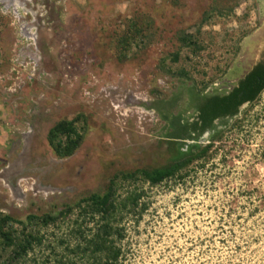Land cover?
<instances>
[{
    "label": "rangeland",
    "instance_id": "374dc122",
    "mask_svg": "<svg viewBox=\"0 0 264 264\" xmlns=\"http://www.w3.org/2000/svg\"><path fill=\"white\" fill-rule=\"evenodd\" d=\"M263 44L264 0H0V263L29 244L23 264L85 261L72 249L104 222L67 207L131 173L114 190L121 264H264V91L198 140L173 129ZM63 121L83 136L68 157L48 138ZM211 143L158 185L138 173Z\"/></svg>",
    "mask_w": 264,
    "mask_h": 264
},
{
    "label": "trees",
    "instance_id": "16d2710c",
    "mask_svg": "<svg viewBox=\"0 0 264 264\" xmlns=\"http://www.w3.org/2000/svg\"><path fill=\"white\" fill-rule=\"evenodd\" d=\"M264 91V66L259 64L244 76L227 94L211 95L199 97L196 108L199 112L198 120L193 123H183L180 117L174 122L175 139L198 140L205 132L211 130L214 122L226 118H234L239 112L241 106L248 103H254ZM195 134V136H192ZM49 142L55 152L61 157L71 156L82 144L83 136L80 135L73 121H63L55 125L49 131ZM217 136L212 137L214 142ZM212 147V143L206 146L200 144L188 145L185 150L178 149L177 156L168 162L165 166L156 169H144L138 171L152 185H158L165 180L176 177L182 171L188 169L195 162L203 159ZM135 174L118 173L114 175L103 194H91L81 199L77 204L68 206L71 211L75 207H81L88 204L91 213L102 216L103 224L97 229L92 239L85 242V247L77 246L72 249L76 256H85V261L78 262L75 259L66 264H121V249L115 246L113 237L119 236V230L113 227L111 218L116 214V205L114 199V190L117 180L123 176L125 179L133 177ZM58 217L44 215L42 219L49 224L55 222ZM38 219L36 216L28 217V220ZM13 219L7 215H0V238L4 236L10 239L4 233L5 226ZM13 240H10L8 246H13ZM32 250L30 244L18 245L12 251V256L5 263L0 264H23L21 258ZM83 258V257H82ZM84 260V258L82 259Z\"/></svg>",
    "mask_w": 264,
    "mask_h": 264
},
{
    "label": "flooded vegetation",
    "instance_id": "af4514ba",
    "mask_svg": "<svg viewBox=\"0 0 264 264\" xmlns=\"http://www.w3.org/2000/svg\"><path fill=\"white\" fill-rule=\"evenodd\" d=\"M259 64H262V65L264 66V62H258V63H256V64H255V65H254V66H253V67H252V68H251V69H250V70H249L244 76H246L251 70H253V68H255L256 66H258ZM244 76H243V77H244ZM243 77H242V78H243ZM242 78H241V79H242ZM241 79H240V80H241ZM240 80H239V81H240ZM239 81H238V82H239ZM238 82H237V84H238ZM237 84H236L235 86H237ZM235 86H234V87H235ZM227 93H228V92H227ZM227 93H226V94H227ZM221 95H223V94H221ZM244 105H245V104H244ZM241 107H242V106H241ZM196 111H197V113H198V115H199V112H198L197 108H196ZM198 115H197L196 120H198ZM217 121H218V120H217ZM215 122H216V121H215ZM215 122H214V124H215ZM183 123H184V122H183ZM189 124H191V123H189ZM205 133H206V132H205ZM205 133H204V134H205ZM204 134H203V135H204ZM192 136H195V134H192ZM178 140L183 141L182 139H178ZM184 140H185V139H184Z\"/></svg>",
    "mask_w": 264,
    "mask_h": 264
},
{
    "label": "water",
    "instance_id": "95a60500",
    "mask_svg": "<svg viewBox=\"0 0 264 264\" xmlns=\"http://www.w3.org/2000/svg\"><path fill=\"white\" fill-rule=\"evenodd\" d=\"M260 62H264V44L261 47L260 55H259Z\"/></svg>",
    "mask_w": 264,
    "mask_h": 264
}]
</instances>
